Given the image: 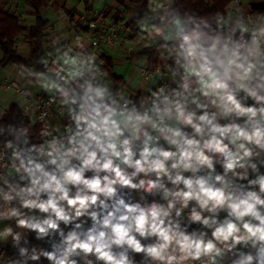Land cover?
<instances>
[{"label":"clouds","instance_id":"obj_1","mask_svg":"<svg viewBox=\"0 0 264 264\" xmlns=\"http://www.w3.org/2000/svg\"><path fill=\"white\" fill-rule=\"evenodd\" d=\"M100 3L0 36V264H264V0Z\"/></svg>","mask_w":264,"mask_h":264},{"label":"crops","instance_id":"obj_2","mask_svg":"<svg viewBox=\"0 0 264 264\" xmlns=\"http://www.w3.org/2000/svg\"><path fill=\"white\" fill-rule=\"evenodd\" d=\"M57 3L63 4L65 8H71V13L72 14H80L81 17H89L91 16L92 12L94 11L96 16H103L104 21L103 23L105 25L111 24V23H116L120 22V20L123 19L122 16L119 17H112L108 11H105L103 3L98 4L94 9L91 7V5L95 2V0H91L89 7L87 8L83 0H56ZM5 8L8 9L10 12L14 13L21 21V24L30 28L36 24V12L28 7L25 4V0H18L16 2H11L10 0H0V9ZM42 17L45 20H48L50 22V28L52 27V21H54L56 15H57V10L54 8L52 2L50 5L45 8L42 11ZM95 18V17H92ZM28 34L25 33L21 37H19V40H22L25 36ZM17 39V40H18ZM118 44L124 43L127 44V38L125 33H120L118 34V38L116 41ZM28 45L25 43H21L20 47L25 48ZM129 47L131 45H128ZM105 52H107L110 55H118L117 50H114L112 48H103ZM3 53L0 50V56H2ZM0 82L4 83H10L9 80L0 77ZM9 93L12 92V89H8ZM4 92L5 90L0 86V99L4 97ZM3 104L0 103V107H2Z\"/></svg>","mask_w":264,"mask_h":264},{"label":"trees","instance_id":"obj_3","mask_svg":"<svg viewBox=\"0 0 264 264\" xmlns=\"http://www.w3.org/2000/svg\"><path fill=\"white\" fill-rule=\"evenodd\" d=\"M88 8L91 0H83ZM51 3V0H25V4L32 8L36 12V24L30 28L21 24L20 19L8 9H0V36L11 43L13 40H17L19 37L27 33L29 39L37 35V29L44 27V31L50 28V22L44 26V22L48 21L42 17V11L47 8ZM43 35L40 36V42L43 41ZM35 43V41H33ZM8 48V44L0 45V50L5 54V49Z\"/></svg>","mask_w":264,"mask_h":264},{"label":"built area","instance_id":"obj_4","mask_svg":"<svg viewBox=\"0 0 264 264\" xmlns=\"http://www.w3.org/2000/svg\"><path fill=\"white\" fill-rule=\"evenodd\" d=\"M11 2H16L18 0H10ZM52 2V0H51ZM119 22H116V23H111V25H115V24H118ZM105 25V24H104ZM110 25V24H108ZM107 26V25H106ZM122 32H120L119 28H117L116 30V41H117V38H118V34H120ZM109 32L107 30V28H105L104 30L100 31V33L98 34V39L102 42L105 38L106 35H108ZM102 48H109L106 44H101ZM9 83H4V82H0V86L5 90L6 86L8 85ZM10 89V88H9Z\"/></svg>","mask_w":264,"mask_h":264}]
</instances>
